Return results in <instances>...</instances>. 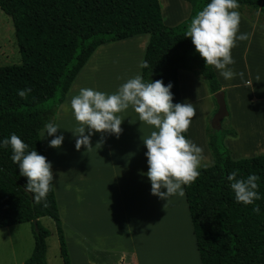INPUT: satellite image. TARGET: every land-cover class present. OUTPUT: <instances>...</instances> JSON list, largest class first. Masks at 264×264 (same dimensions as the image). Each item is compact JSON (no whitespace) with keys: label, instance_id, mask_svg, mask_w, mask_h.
Returning a JSON list of instances; mask_svg holds the SVG:
<instances>
[{"label":"trees","instance_id":"obj_1","mask_svg":"<svg viewBox=\"0 0 264 264\" xmlns=\"http://www.w3.org/2000/svg\"><path fill=\"white\" fill-rule=\"evenodd\" d=\"M186 1L191 5L189 16L167 26L158 0H0V9L12 20L21 56L19 64L0 65V142L15 133L29 145L27 151L45 156L39 132L55 121L59 104L88 58L101 44L142 33L149 34L142 59L149 67H141L145 81L171 83L173 103H181L178 72L191 70L204 80L215 100L222 86L191 38L185 37L192 18L211 0ZM237 2L248 19L264 25V0ZM25 88L32 91L22 99L17 93ZM226 135L236 137L237 132L207 125V146L214 162L198 169L195 182L183 185L200 263L264 264V153L233 159L224 144ZM11 156V146L0 147V228L30 222L34 246L24 264H48L50 232L39 218L50 217L62 262L70 264L53 185L46 202L37 204L34 194L25 190L27 178L20 175ZM237 169L238 178L250 174L260 178L261 199L252 205L238 203L230 187L228 176ZM256 205L259 214L253 212Z\"/></svg>","mask_w":264,"mask_h":264},{"label":"crops","instance_id":"obj_2","mask_svg":"<svg viewBox=\"0 0 264 264\" xmlns=\"http://www.w3.org/2000/svg\"><path fill=\"white\" fill-rule=\"evenodd\" d=\"M158 2L162 21L167 26L182 22L191 12L186 0ZM235 10L241 16L237 35L247 33L249 39L237 40L231 52L235 64L229 67L242 72L243 80L239 75L225 80L219 70L212 68L225 93L227 117L236 128L238 141L242 128L235 114L240 117L243 107H256L264 102V25ZM148 41L149 34L142 33L98 46L74 77L57 108L55 123L60 129L56 135L64 136L62 146L49 147L55 137L48 136L45 128L39 132L45 157L52 164V185L70 264H169L185 249L179 234L185 235L188 230L194 250L191 241L185 238L193 258L188 264H201L185 195H176L173 207L161 205V212L170 215L173 221L179 218L180 225L164 219L160 212L161 220L156 226V199L146 175L149 166L142 139L156 130L153 126L141 122L130 106L117 114L124 120L119 137L97 132L91 136L90 151L86 147L77 151L75 147L77 137L72 131L79 124L71 108V98L81 88L114 94L128 79L141 75L140 65ZM178 83L181 103H192L196 110L187 137L203 148L200 168L210 166L214 159L207 146V117L216 110V102L204 80L193 71L180 69Z\"/></svg>","mask_w":264,"mask_h":264},{"label":"clouds","instance_id":"obj_3","mask_svg":"<svg viewBox=\"0 0 264 264\" xmlns=\"http://www.w3.org/2000/svg\"><path fill=\"white\" fill-rule=\"evenodd\" d=\"M237 0H211L192 18L185 37H190L196 52L205 60L206 66H214L225 80L237 75L243 80L244 74L237 73L229 65L235 64L231 52L237 40L249 39V34L239 32L241 16ZM142 68L149 67L142 61ZM203 78V77H202ZM257 81L260 77L257 76ZM250 83V81L246 82ZM173 85L165 86L163 80L145 81L140 74L128 79L114 94H106L92 88H81L79 94L71 98V108L79 127L72 131L76 138L75 147L79 151L92 148L91 136L95 133H110L117 137L122 133L124 120L118 116L130 106L138 114L139 120L156 130L148 137H142L147 148L146 157L151 182L152 195L162 200L169 197L185 195L183 185H190L199 177V168L203 157V148L186 138V133L196 114L192 103H173ZM31 88L18 90L22 99H27ZM60 126L51 120L45 124L48 136L55 138L49 147L60 148L63 135H56ZM87 131L88 134H85ZM103 142V139L100 143ZM98 143L97 145H100ZM12 149L11 160L19 166L20 175L27 178L25 190L34 194V201L46 202L50 187L53 184L52 164L36 150L27 151L26 144L17 134L0 142V147ZM239 170H234L228 180L238 203L252 205L260 200L258 192L259 176L250 174L246 178H238ZM162 189H166L162 191ZM45 206L46 203H45ZM167 204L165 205L166 208ZM259 214V205L253 208Z\"/></svg>","mask_w":264,"mask_h":264},{"label":"rangeland","instance_id":"obj_4","mask_svg":"<svg viewBox=\"0 0 264 264\" xmlns=\"http://www.w3.org/2000/svg\"><path fill=\"white\" fill-rule=\"evenodd\" d=\"M19 63H21V56L17 46L12 20L7 14H5L0 9V65H10V64H19ZM213 114L209 115V118L207 117L208 124L211 122V118ZM240 114L241 116L239 117V114L236 113L235 118L238 124H240L242 128L241 139L237 141L236 140L237 136L233 137L231 135L229 136L226 135L224 138V144L229 149L232 158L238 159L242 157H251L257 155L258 153H264V102H262L260 105L258 104V106L256 107L245 106L240 110ZM229 119L230 117L226 116L221 121V126L225 128H230V127L234 128L232 125H230ZM234 129L236 130V128ZM162 191L166 192V189H162ZM150 199H152V197ZM155 199H156V210H157V212L155 213L156 226L159 225V222L161 220V213L164 215L165 217L164 219L172 221L171 223H174V225H180L178 224L179 218L178 220L173 221L170 215L166 216L164 212H161L163 209L161 205L165 206L167 204L166 208L171 205L173 207L174 200L176 199V195L169 197L168 201L162 200L158 196H155ZM151 217L153 218L152 211H151ZM152 220H150V222ZM40 222L50 232L46 239L47 263L63 264L60 256L56 227L53 220L48 216H44L41 218ZM151 226L152 223H150V232H151ZM10 227L11 226L0 229V264H24L25 260L31 255L34 246V236L32 232L31 223L25 222L21 224H15L12 225L11 228ZM157 230H159V228H157ZM172 230L174 229L172 228ZM185 238L191 241V247L193 250L192 238L190 236L189 230L188 232L186 231L185 235L179 234V240L181 241L185 249L182 252L180 251V254L178 256H175L176 258L175 261H173L174 263H172L171 261L169 264H182V263L184 264L186 263L185 261L188 260L187 262H189L190 259L191 260L193 259L192 254L190 252L191 250L189 249V244L185 242V240H187ZM151 259L152 262L154 263L155 261L153 257H151Z\"/></svg>","mask_w":264,"mask_h":264},{"label":"water","instance_id":"obj_5","mask_svg":"<svg viewBox=\"0 0 264 264\" xmlns=\"http://www.w3.org/2000/svg\"><path fill=\"white\" fill-rule=\"evenodd\" d=\"M217 109L211 118V126L215 129L221 128V121L228 116V109L225 100V93L223 90H219L214 94ZM35 229L37 228L36 219L33 220Z\"/></svg>","mask_w":264,"mask_h":264},{"label":"bare ground","instance_id":"obj_6","mask_svg":"<svg viewBox=\"0 0 264 264\" xmlns=\"http://www.w3.org/2000/svg\"><path fill=\"white\" fill-rule=\"evenodd\" d=\"M154 211V210H153ZM186 260V259H185ZM185 260H183V261H185ZM191 260V259H190ZM193 260V259H192ZM186 263H184V264H187L188 262L187 261H185ZM172 263H174V262H172ZM177 263H179V262H177ZM183 264V263H182Z\"/></svg>","mask_w":264,"mask_h":264}]
</instances>
